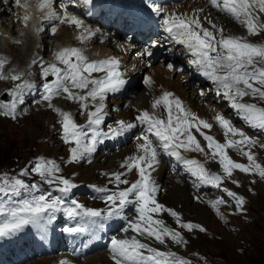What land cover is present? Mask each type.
Masks as SVG:
<instances>
[{"label": "snow or ice", "instance_id": "1", "mask_svg": "<svg viewBox=\"0 0 264 264\" xmlns=\"http://www.w3.org/2000/svg\"><path fill=\"white\" fill-rule=\"evenodd\" d=\"M54 3L55 0H37L35 5H31L27 0L24 3H21V0H16L17 6L24 9L22 20L25 27L33 19L30 9L34 8L44 14L42 19L56 20L61 24L67 23L74 25L77 29L83 28L84 21L82 19L71 15L63 4L60 5L64 9L63 14L59 13L54 7ZM83 3L90 4L91 0H83ZM209 3L218 11L229 15L243 25L249 35H259L260 32L264 31V22L260 20V14L264 13V0H209ZM153 11L159 14L161 10L153 7ZM163 23L166 30L174 35L176 41L183 44L195 57L190 63L198 66L203 75L225 90V97L231 101L232 108L237 110L241 118L249 126L264 130V107L254 103L240 102L246 96L264 100V44L248 42L241 36L224 35V30L217 28L211 21L209 23L215 32L210 31L203 26L200 17L195 13L192 15L170 13L164 16ZM51 31L55 34L57 28L53 26ZM216 33H219V36ZM93 35L94 33L90 29L84 28L77 39L84 41ZM16 42L19 43V41ZM55 59L65 67L59 68L56 64H50L42 71L45 78L49 75L55 77L50 83L43 85V99L49 101V107H52L51 99L60 92H64L67 93L68 99L80 102L82 110L88 109L87 101L89 99L93 102L95 109L88 111V123L84 126L76 124L70 113L63 112L58 108L53 109L61 117L60 123L63 128L64 142L75 144V147H71L69 150L71 154L69 162L79 161L85 155L93 153L96 144L103 142L100 139L101 136H119L137 126L135 123L120 120L117 121V126L110 128L107 133H101L97 130L102 123L103 101L106 93L116 92L125 84L122 74L118 71L119 60L113 57L89 61L81 49L68 47L59 50L55 54ZM6 62V60L0 59V79L8 78L3 75L2 71ZM93 73H104V75L96 78L93 77ZM11 79L19 80L20 75H12ZM145 83L151 86V78H146ZM69 84L72 88L87 89L86 94H74L68 87ZM31 87L32 85L25 82L18 84L15 89L11 90L9 95L13 98L12 102L0 104V109L4 110L2 114L15 119L17 103H23V93L25 89ZM160 108H163L166 115L156 111L143 110L135 118L140 125L147 126V131L137 137V140L141 141L136 145L139 155L127 157L121 167H126L128 172L135 169L138 179L132 182L129 187L107 195L104 198L108 203L106 209L84 208L82 205L73 202L75 207L66 210L70 217L82 214L83 217L87 218L80 227L70 228L67 231H91L94 233L96 229L103 227V220L120 217L125 207L130 204L135 206L136 218L129 221L128 228H125L124 231L128 232L131 229L137 235L130 238L113 237L110 252L114 264H189L188 261L179 258L175 253L161 251L137 238V236L146 235L149 238H154L160 244L165 243V237H170L176 243L183 241L179 232L167 227L162 219H154L153 214L167 212L176 218L177 223L182 228L189 231L193 228H199L200 231H205L200 225L180 223L178 213L166 208L156 200V193L159 189L152 178V172L155 171V166L158 165L159 161L157 159V147L154 146V140L150 138L149 134L155 138L159 147L168 155L174 156L178 161L187 165L192 175L204 183L219 187L224 177L209 173L199 161L187 159L181 155L180 149L185 152L205 153L204 147L193 135V129L207 141V147L211 149V158L219 157V164L225 177H231L233 170H239L244 173H255L264 179V166L256 161L255 156L250 151L244 150L245 146L251 147L255 144V140L236 128L223 115L217 114L214 117L225 137V142L220 143L201 130L202 128L211 129L212 125L186 109L182 101L173 93L164 91L162 95L153 100L151 109ZM85 129L91 130L90 137L89 132ZM234 137H239V139H234ZM228 149H234L247 157L248 164L234 161L228 155ZM33 170L46 179L49 184L53 183V180L58 181L59 184L63 185L59 189L61 192L67 193L75 187L68 179L54 176V173L59 172V167L54 161L45 163L41 158ZM111 175L118 185L129 184L127 179L121 178L125 173L117 172ZM49 177L52 178L49 179ZM232 182L237 183L235 180ZM5 184H7V180H5ZM23 187H25L23 181L16 179L11 185L12 194L18 195L19 189ZM96 190L98 192L107 191L105 188H97ZM6 191V188H0V192ZM224 191L236 201L238 208L245 203L244 197L238 196L227 188ZM208 203L219 214L218 205L225 203V201L218 199ZM61 204L62 201L59 199H53L49 202L45 196L41 195L32 201H25L18 208L0 207V215L7 213L6 218L0 220V238L13 235L25 225L44 228L47 222L53 218L47 214L59 211ZM61 264H66V262H61Z\"/></svg>", "mask_w": 264, "mask_h": 264}, {"label": "bare ground", "instance_id": "2", "mask_svg": "<svg viewBox=\"0 0 264 264\" xmlns=\"http://www.w3.org/2000/svg\"><path fill=\"white\" fill-rule=\"evenodd\" d=\"M5 2H7V0H0V18L4 17V12L8 9L2 7V4H4ZM29 4L34 5L33 3H29ZM204 5H205V0H196V2L193 3V5H189L185 3L184 5L181 6L182 10H180L178 13L192 15L194 12L195 14L196 12H200V14H196V15L200 17L203 26L208 28L210 31L215 32V29L212 28L209 21L214 23L217 26V28H222L224 30V35L241 36L245 38L248 42L254 44H264V35L261 37V39L258 38V35H249L247 29L239 22L234 20L232 17L231 20L229 21L231 22V24H228L226 22L225 17L223 16L220 17L218 13L208 12L209 10ZM30 11L33 15V19L28 22V26L26 29L28 34L27 39L28 37H32V36L35 37L42 36V37L40 40H37L36 42L29 43V47L27 48V50H25V52L27 57H29L31 54L30 59L25 64L20 63V68H13L15 67V65H13L11 56L7 54L5 50L0 48V59H4L7 61L2 70L3 75L5 77H8L7 79H0V85L5 83L6 85H8L9 91L15 89L18 84H24L25 82L32 85L31 88L25 89L22 97L23 103H17L15 119L24 115V112L20 110L21 107H23L31 100L37 99L39 96L42 97V100L39 101V103L41 104L40 108L42 109V107H46V110H48L51 115L53 116L57 115L58 118L61 119L58 113L53 110L54 108H58L61 111L70 114L72 111L76 112L80 109L76 110L77 108L75 107L77 106L76 102L68 99L67 93L64 92L55 95L51 99L52 107H49V101L43 99L44 88L40 87V84L43 82V78H44V76L42 75V71L44 68H47L50 64H54L51 60H49V58L51 56L50 51L55 47V43L47 44L46 42L48 49L47 51H49L48 53L49 55L47 56L48 59L43 61L42 59L46 57V51L43 50L44 45L42 44V39L43 40L46 39L45 32L46 29H48L47 26L51 23L52 20L49 21L42 19L41 17L44 14L35 10L34 8L30 9ZM38 14L40 16H37ZM260 19H264V13L260 14ZM40 29L43 30L41 31ZM91 31L94 33V35L90 39L84 40V41L89 40L86 43L87 45L88 43H92V41L95 39L96 33L93 30ZM78 33L81 34L82 31ZM216 34L217 36H219V33ZM68 36H70V34ZM60 37L61 34H56L54 39L58 40ZM19 38L26 40V36H20ZM60 42L65 46H69L67 44L66 36H63ZM71 43L72 42H70V44ZM120 45L121 48H119V50L122 49V51H119L117 49L114 50L112 53H106L107 51L105 48H100V47L97 48L96 46L90 47L88 45L86 48L77 47L78 49H81L83 51V54L86 57L92 54L104 55V57L106 56L105 58L96 59L95 61L114 57L120 62L118 71L122 74V78L125 80V84L118 91L109 92V93H117L119 95V99L117 100H119L121 104L119 106L116 103L114 106H112L111 102H113V100L111 102L103 101L104 111L102 114V120H104L105 117L110 116L114 120L111 123V125L117 126V121L120 120L135 123L136 116L139 114L140 111L143 110L156 111L159 114L166 115V113H164L163 108L152 110L151 104L153 100L155 98H158L160 95H162L164 91H168L173 93L175 97H178L182 101L186 109H188L193 114H195V116L207 121L212 125L211 129H203V128L201 129L205 134L211 135L220 143L225 142L223 130L220 128L219 124L214 119V117L217 114L223 115L226 119L230 120L236 128L240 129L247 136L255 140V144H253L251 147L245 146L244 149L245 151H250L255 156L257 162L260 159L261 154L264 155V148L260 147V145H264V138L260 140L255 135L249 134L247 132V128L251 126H249L241 118V116L238 114L236 109L232 108L231 101L228 98H226L224 95L225 90L219 84L215 83L214 81L203 75L202 70L198 68V66L190 63V61L195 59V57H193V55L186 49L185 46H184V51L187 54L186 61L188 62V65L190 67V72L195 73L196 70H200V74L203 75V77H206L207 79V82L205 84H208V88L206 89H208V91L212 90L213 95L209 93L207 94V91L206 92L201 90L197 91L196 89H192L189 86V84L186 83V78H187L186 74L178 75L176 74L177 72L175 70L173 71L168 70L163 63L157 62L159 64L156 63L150 64L148 60L142 59L141 50L137 44H133L132 46L131 44L123 40L120 42ZM74 46L75 45H73L71 48H74ZM27 64H29L28 66L29 68L34 69V73L31 74L30 72L27 71V69H24ZM56 65L57 67L59 66L58 64ZM59 68H63V67L59 66ZM139 71L143 72L146 78H151L152 80L151 86L145 83V86L139 89L138 92L136 90H132V87L130 88V90H128V84L130 82L132 75ZM17 74L20 75V79L12 80L11 76ZM92 75L93 77L96 78L101 77L99 76L98 73H93ZM5 84L3 85L5 86ZM69 88L74 93V88H72L71 86H69ZM2 92L3 91H0V93ZM212 96H215L216 98L214 97L212 98ZM58 100L64 101V103L61 104L63 105V107H61L60 104H58L59 102ZM240 102L247 103L246 97H243L240 100ZM89 103H90V111H94L95 109L93 107V102L90 99H89ZM0 104L3 103L0 102ZM223 104L225 105L223 106ZM3 111H4L3 109H0V116L6 119L15 120L11 116L3 115L2 114ZM72 116L75 115H71V117ZM74 119H78V117H74ZM233 119L236 120L241 119V121L243 122V126L236 125ZM43 126L44 127L40 128V132L44 134L47 131V133H49L50 135L51 131L47 130L45 125ZM59 128L60 127L53 129L52 135L49 139L50 141H53L56 144L61 145L62 144L61 140L59 139L57 134ZM132 130L133 129H130L128 131H132ZM192 132L193 135L196 136L197 140L200 141L201 146L204 147L205 153L191 152V151L185 152L183 149H180L181 155L187 159H194L199 161L204 165L205 169L209 173H214L213 170L216 168L210 165V161L212 160V158L207 159V157L210 156V151H211V149L207 147V141H205L203 136H201L199 132H196L195 129H193ZM234 139H239V137H234ZM138 142L141 141H138L137 138H134L131 143L123 146L122 148H119V150L117 151L118 153H116L109 160L107 159V156L109 154L100 153L94 159V161H92L89 165L86 164L85 166H83L81 161L71 162L70 166L66 168L64 172L65 174H67L66 176H68L69 181H70V177H72V179L77 182H84V183L96 182L97 184H100L106 189H116L120 185V184L118 185L115 182L114 178L111 175L112 173H117V172L125 173V175H123L121 178L126 179L130 177L129 183L130 182L132 183L137 179L138 176L137 171L133 169V171L128 172L127 168L126 167L122 168L121 165L127 158V155H131L134 153L136 149L135 145ZM63 148L64 149L58 147L54 148L53 150L54 156L58 155V157H60L62 161L70 160V151H69L70 147L64 145ZM254 150H256L257 153ZM233 151L231 149L227 150L228 154L232 153L233 156H235V153H237V151L234 149ZM157 153H158L157 159L159 163L158 165L155 166V171L152 172V178L155 180L156 185L158 186L159 189L158 192L156 193V199L158 198L161 199V201L164 202L166 206H168L170 209L178 213L180 218V223L184 224L185 220H189L193 222L197 221L203 224L208 222V218H209L207 214L208 212L202 208L201 204L218 199H223L224 201L228 200L230 196L227 195V192H225L224 189L227 188L230 191V188L222 187V186L216 187L213 184L204 183L198 177L192 175V173L188 170L187 165H185L181 161H178L174 156L168 155L162 148L159 151H157ZM162 155H165V160H162L161 158ZM100 175L101 178H98ZM249 178L250 177H247L244 174H236L234 179L240 182L241 190L245 191L246 182L247 180H249ZM64 179L67 178L65 177ZM255 181H256L255 187L256 188L258 187L261 195L264 197V182L259 178H255ZM8 185L9 184L6 185L4 184L2 185V187L6 188ZM129 186L130 185H123L122 188L124 189ZM246 195L248 197V200L245 201L246 208L251 210L254 207L253 206L254 198L249 194ZM196 198H198L197 199L198 202H194ZM66 210H67V206H60L59 211L52 213L53 218H55L60 213L65 214L67 212ZM135 214L136 212L132 213V215L134 216L132 220L135 219L136 216ZM161 216L165 217V221H164L165 225L173 221L172 216L169 215L168 213L161 214ZM120 217L121 219H124L125 222L127 221V225H129L128 220L125 218V214H122ZM65 220L68 222L72 221L69 218H66ZM49 221H50L49 226L47 227H50L51 229V238H53V241L55 243L56 242L58 243V241L64 242L66 238L64 233L61 232L58 234L57 225L55 224V222L52 221V219ZM30 227L36 228L35 225H30ZM125 234L131 236L137 235L132 233L130 230L128 232L122 230L115 237L126 238ZM137 238L140 239L141 242L147 243L151 247H155L161 251L173 252L183 260H186L188 256V254L186 253L177 254L175 252L176 250L174 251L170 248H166V245L165 247H158L156 246V243L158 242L154 238H149L146 235L137 236ZM170 241L173 240L170 237H165L164 244ZM177 244L181 245L180 243ZM110 246H111V242H107V244L104 245L105 251L98 252L92 255H87L84 260L79 259L76 255H73L69 251L64 250L63 247L62 256L60 257L59 256L50 257L49 255H40L38 259H35L33 261H31L32 259H30V262L28 264H61V262L67 263L68 261H71L74 264H114V261L111 259L110 256L111 255Z\"/></svg>", "mask_w": 264, "mask_h": 264}, {"label": "rangeland", "instance_id": "3", "mask_svg": "<svg viewBox=\"0 0 264 264\" xmlns=\"http://www.w3.org/2000/svg\"><path fill=\"white\" fill-rule=\"evenodd\" d=\"M34 1L37 0H27L28 3H34ZM25 2V0H21V3ZM193 5L194 2H196V0H191ZM37 3V2H36ZM3 8H8L5 12H4V17L0 18V48H2L3 50H5L7 52V54H9L12 58L13 61V65H15V67L13 68H20V63L21 64H25L29 59L30 56L27 57L26 56V52L25 50H27V48L29 47V43L31 42H36L37 40H40L41 37H28L27 39V27H25L23 20H22V16L24 15V9L20 8V7H16L15 9L12 8L11 2H9L7 0V2H5L4 4H2ZM218 15L220 17H225L226 22L228 24H231V22H229L231 20V17L225 14H220L218 13ZM261 22H264V19H260ZM54 22L53 20L51 21V23L47 26V28L49 29V26L52 25ZM233 25V24H232ZM57 29L56 33L53 34L52 32L48 31V29H46V36H45V40L42 39V44L44 45V49L46 51V57L44 59H42L43 61L48 59V53L49 51H47V44H51V43H55V47L50 51L51 52V56L49 58V60H51L54 64H58L61 67H65L63 64H60L56 59H55V54L61 50L62 48H71L73 45L74 48L76 47H82L81 43L83 41H79V39H77V37L75 36H79L80 31L83 32V29L86 27L84 26L81 29H77L76 27L71 28L70 26H66V25H62L61 23L58 24L57 26H55ZM33 28V27H32ZM24 29V30H23ZM34 29V28H33ZM88 29V28H87ZM4 31V32H3ZM58 32V33H57ZM71 32V33H70ZM75 33V34H74ZM56 34H61V37L58 40H55L54 37ZM70 34V36H68ZM74 35V36H73ZM264 35V31L260 32V34L258 35V38L261 39V37ZM20 36H26V40L19 38ZM63 36H66L67 38V44L70 46H65L64 44H62L60 42L61 38ZM73 39V40H72ZM4 40V42H3ZM16 41H19V43H17ZM89 41V40H88ZM86 41V43L88 42ZM94 41V43H93ZM92 41V43H88V45L90 47H97V48H105L106 49V53H112L114 50H119V47L114 48V46L112 44H99L95 42V39ZM123 41V40H122ZM3 42V43H2ZM47 42V44H46ZM69 42V43H68ZM70 42H72L70 44ZM77 44V45H76ZM93 45V46H92ZM120 46V45H119ZM83 48V47H82ZM119 51H122V49H120ZM89 61H95L96 59H101V58H105L104 55H97V54H92L90 56L87 57ZM19 62V63H17ZM159 64V63H156ZM29 64L26 65V67L24 69H27L28 72H30L31 74L34 73V69L29 68L28 67ZM58 66V67H59ZM142 76L145 77L144 73L141 72ZM178 75H183L186 74L187 78H186V83L189 84V86L192 89H196L197 91H207L208 89H203L202 87L205 85V83L203 85H201V87H198V84L200 82V79L197 78V75H194V78H196V82L195 85L191 84V77L190 74H193L191 72H186V73H176ZM181 77V76H180ZM55 78V77H54ZM53 76L49 75L47 77V80H54ZM146 79V77H145ZM50 81H46L45 77L43 78V82L40 84V87L43 88V85L45 83H49ZM134 83V84H133ZM5 84V83H3ZM1 84L0 85V91H4V90H8V85L5 84V86ZM71 86V84L68 85V87ZM133 86V87H132ZM145 86V83L142 84L139 80H135L134 82L128 84V90H130V88L132 87V90H136L137 92L139 91V89L143 88ZM208 88V85L207 87ZM87 89L85 90H81V89H76L74 88V94L76 95H84L86 94ZM9 92L10 91H4L3 93H0V102H2L3 104H10L11 98L9 100H7V96H5V94L9 96ZM62 93V92H60ZM116 95L112 96L114 98H111L109 100H106V98L104 99V101H108L111 102L113 100V102H111V105L114 106L116 103L117 105L120 106L121 102L117 99H119V95L117 93H108L106 95ZM210 94V93H209ZM105 95V96H106ZM11 97V96H10ZM216 98L215 96H212V98ZM110 98V97H109ZM13 99V98H12ZM42 100V97L39 96L37 99L35 100H31L30 102H28L27 104H25L23 107H21L20 110H22L24 112V115L15 119V120H10V119H6L3 118L2 116H0V179L2 181H5L11 177V172L13 170H17L18 172L16 173L17 178L21 181H23L25 187L19 189V194L18 195H13L11 192V185L9 184L6 188L9 189L5 192L6 194V198H13V202L10 205L11 208H15L18 207L20 205H23V203L25 201H31L29 198H27L26 193H24L25 191H27L29 188H34V189H39V188H44L45 186H50L51 190L54 192L52 195H48L45 196L47 199L53 200V199H59L62 201L63 204H61L60 206H67V209H69L70 205L71 207H75V204H77L78 202L75 201L76 198H81L82 200H88L90 202H93L96 209H106L108 207V205L105 204L103 196L98 194V191L93 190V189H89L87 188L86 184L84 182H78V185H75V187H73V190L71 189V191H69L67 194H63L61 191H59V189L61 187H63V185L59 184L58 181L53 180V183L49 184L47 182L46 179L42 178L37 172H35L33 169L35 167V165L37 164V161L39 159V157L43 158V160L45 161V163L47 161H54L53 160V150L54 148H61L64 149L63 146H72L75 144H71L68 145L67 143H62L61 145L56 144L53 141H50V137L52 135V131L54 128H58L60 127V132L63 133V128H62V124L60 123V118H58L57 115L53 116L50 114V112L48 110H46V107H42V109L40 108V103L39 101ZM10 101V102H9ZM59 101V100H58ZM74 102H76L77 107L76 110L78 111H72L71 115H75L72 116V119L75 121L76 124L84 126L87 125L88 123V111H90V103L89 101H87L89 107L87 110H82L80 107V102L72 100ZM246 101L247 103H254L257 104L260 107H264V100H260L259 98H254L252 96H246ZM62 103H64V101L60 100L58 102V104H60L61 107H63V105H61ZM67 103V102H65ZM71 105V104H69ZM68 105V106H69ZM225 104H223L224 106ZM231 112V111H229ZM38 113V114H36ZM36 114V115H35ZM35 115V116H34ZM74 117H78V119H74ZM111 118L110 116L105 117L104 120H102V123L98 126H102V124H105V120ZM236 125H241L243 126V122L241 121V119H233ZM114 120L111 118L110 121V125ZM43 125H45L46 129L51 131L50 135L49 133H47V131L43 134L40 132V128L44 127ZM113 126V125H111ZM86 131L89 132V137L91 134V130L89 129H85ZM247 132L249 134H252L251 132H249L247 130ZM252 132L254 133L253 135H255L258 139H262L264 138V131L260 130L258 128L253 129ZM64 144V145H63ZM56 146V147H55ZM260 147L264 148V145H260ZM119 150V149H118ZM116 150L113 154H109L107 156V159H111L116 153H118ZM233 151V149H231ZM256 153L257 151L254 150ZM234 152V151H233ZM234 161H236L239 156L241 155L239 152L235 153V156H233L232 153L228 154ZM165 157V155H162L161 157ZM58 157V155L56 156ZM124 157V155H123ZM60 158V157H58ZM211 158V151H210V156L207 157V159ZM67 163V165L62 164H56L59 167V171L63 169V173H65V169L68 168L70 166L69 160L64 161ZM82 165L85 166L86 164H90V162H85L86 164H84L83 161ZM206 162V161H205ZM204 162V163H205ZM258 163H264V155L261 154L260 159L258 160ZM210 165L214 168H217L220 166L219 164V157H216L215 159H212L210 161ZM28 171H27V167ZM23 173V174H22ZM234 173V174H233ZM232 173L231 177H227V181L220 183V186L222 187H228L231 188L234 187V190L236 191V193H243V194H249L251 195L254 199H253V208L247 209L246 205L244 206V209H242L241 213L235 214L234 211L238 210V207L233 204V203H229L227 205V210L225 211V217H222L221 214H217V211L215 209H213L211 207V205L209 206V208H207V204H201L202 208L204 210H206L208 213V222H206L205 224L201 223L202 225H200L202 228L205 229V231H200L199 228L194 229L191 233H188L187 235L183 236V242L184 245H176L175 242L170 241L167 244H164V247L166 245V248H171L172 250H176L179 252V249L181 250V253H186V254H191V251H194L196 253V261H188L189 264H264V197L261 195L258 187L256 188V181L255 178H259L260 180H262L264 182V179H262L261 177H256V176H250V175H246V173H242L239 171L234 170ZM9 174V175H8ZM214 174V173H212ZM236 174H244L247 177H250L249 180H247L246 182V190L243 191L241 190V184L238 181L234 186L232 185V182L230 181V179L235 178ZM6 177H5V176ZM10 176V177H8ZM54 176L59 177L58 173H54ZM4 177V179H3ZM8 177V178H7ZM52 177H49V179H51ZM66 178L68 179V176H66ZM75 178V177H74ZM101 178V175L98 177ZM138 179V176H137ZM236 180V179H235ZM42 181L44 183V185H40L38 182ZM35 182V183H34ZM31 184L35 185V187L30 186ZM96 184V183H95ZM131 182L128 184L130 185ZM93 185V184H92ZM99 185V184H97ZM124 184H120L118 188H120L121 190L123 189L122 186ZM262 187V186H260ZM100 188H104L102 186H100ZM117 189V188H116ZM115 189H107L106 192H103V194L105 196L112 194L115 191H112ZM38 190L35 191H31V194L33 195H37ZM16 196H20V197H16ZM246 198L247 195H246ZM193 199V198H192ZM198 198H196V200H194V202H198L197 201ZM157 201L160 200V204L164 203L161 201V199H156ZM65 201H70V202H65ZM5 202V201H4ZM75 202V204L73 203ZM86 203V202H81V203H85L88 204L89 208H94V206L90 203ZM1 205V203H0ZM165 206V205H164ZM166 207V206H165ZM167 208V207H166ZM223 207H220V210H222ZM210 211V212H209ZM136 212L135 208H132L130 205H128L127 207H125L124 211L122 214H125V218L127 219V216H129V218L132 216V213ZM59 215H64L63 213L58 214L55 218H52V221L55 222V224L58 226L60 223H62L63 221L72 224L73 222L70 221H66L65 219L68 217L63 216L59 217ZM136 215V214H135ZM154 219H157V216L155 214H153ZM195 217V216H194ZM136 218V216H135ZM165 218V217H164ZM70 219V218H69ZM49 222H47L46 224V229L50 232V235L48 233H46L45 235H41V232H38L35 234V237L38 238H42V237H51V229L49 226ZM125 222V221H124ZM116 223H118V221H116ZM114 222H112V220L108 221V223L103 227V236L106 237H111V240H105V244H107V242H111L113 237H115L119 232L121 231H117L116 230V226H114ZM171 229H173L174 231H177V226L173 225L171 226ZM58 231V230H57ZM61 232H63L61 230ZM21 240L16 244L14 247L18 246L20 249L25 251V255L29 252L30 254V250H28L29 246L28 245V240L33 238L30 235H21L20 236ZM52 242L55 243L53 241ZM187 240V241H186ZM61 242L62 244H64L62 241H58V243ZM57 243V242H56ZM169 244V245H168ZM6 246L5 244H0V263H2V261L4 260L5 255L2 253V249L1 246ZM27 246V247H26ZM14 247L10 248V252L14 251ZM175 247V248H174ZM179 247V248H178ZM187 247L188 248V253L184 252V248ZM104 249V248H103ZM191 250V251H189ZM98 250H96L95 252H97ZM105 251V250H103ZM60 252H62V250H57L54 249L53 253L50 254L51 257H56ZM102 252V251H100ZM95 254V253H92ZM90 254V255H92ZM32 255V254H31ZM33 257H39V254L36 255H32ZM9 257H12L11 255H9ZM82 258V257H80ZM79 258V259H80ZM27 260V257L25 258V260L19 264H27V262H25ZM18 263V262H17ZM67 263H72L71 261H68ZM5 264H8L7 262Z\"/></svg>", "mask_w": 264, "mask_h": 264}]
</instances>
